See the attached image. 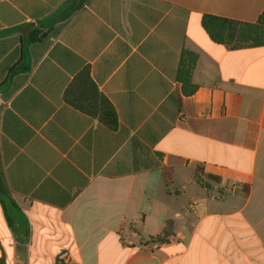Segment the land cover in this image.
I'll list each match as a JSON object with an SVG mask.
<instances>
[{"label": "crops", "instance_id": "0c3cea01", "mask_svg": "<svg viewBox=\"0 0 264 264\" xmlns=\"http://www.w3.org/2000/svg\"><path fill=\"white\" fill-rule=\"evenodd\" d=\"M67 1L0 0V264H264V45L202 27L254 23L264 0H88L28 44ZM87 66L116 130L64 100Z\"/></svg>", "mask_w": 264, "mask_h": 264}, {"label": "trees", "instance_id": "16d2710c", "mask_svg": "<svg viewBox=\"0 0 264 264\" xmlns=\"http://www.w3.org/2000/svg\"><path fill=\"white\" fill-rule=\"evenodd\" d=\"M87 1L88 0H68L67 4L56 11L49 20L39 23L30 31L28 44L40 41L57 23L72 18L84 7ZM202 27L214 43L222 44L232 49L264 45V11L254 23L205 14L202 17ZM197 59V54L194 52L182 51L177 79L182 84V92L185 95H191L196 90V87L192 85L191 81ZM20 62L14 64L9 69L5 82L11 80L15 74L21 71L30 70V66L20 67ZM63 97L72 107L97 119L111 130H116L118 128L119 121L115 108L109 99L100 92L92 78L89 66L83 68L72 79L65 89ZM0 203L5 211L8 223L11 226V219L7 210L11 207H16V204L11 199L10 191L1 167ZM171 226L172 223L168 222L160 240H164L169 236L172 229Z\"/></svg>", "mask_w": 264, "mask_h": 264}, {"label": "built area", "instance_id": "2783aa9c", "mask_svg": "<svg viewBox=\"0 0 264 264\" xmlns=\"http://www.w3.org/2000/svg\"><path fill=\"white\" fill-rule=\"evenodd\" d=\"M70 258H71L70 257V254L67 251L63 252L60 255V259L63 260V261H65V262H67Z\"/></svg>", "mask_w": 264, "mask_h": 264}]
</instances>
